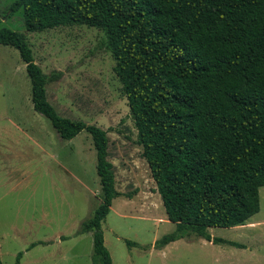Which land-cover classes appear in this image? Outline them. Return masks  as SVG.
<instances>
[{
  "label": "trees",
  "instance_id": "trees-1",
  "mask_svg": "<svg viewBox=\"0 0 264 264\" xmlns=\"http://www.w3.org/2000/svg\"><path fill=\"white\" fill-rule=\"evenodd\" d=\"M20 10L30 33L73 25L104 32L138 144L176 225L154 248L190 234L244 247L212 237L208 229L242 226L260 211L264 0H14L10 14ZM0 45L19 52L34 110L62 139L83 131L92 136L102 198L80 232L93 233V264H114L102 229L121 196L108 159V131L59 115L46 88L63 73L44 74L24 33L0 26Z\"/></svg>",
  "mask_w": 264,
  "mask_h": 264
},
{
  "label": "rangeland",
  "instance_id": "rangeland-1",
  "mask_svg": "<svg viewBox=\"0 0 264 264\" xmlns=\"http://www.w3.org/2000/svg\"><path fill=\"white\" fill-rule=\"evenodd\" d=\"M0 0L1 27L24 33L60 116L108 131L109 161L121 194L102 223L114 264H264V187L260 211L243 226L209 228L212 237L244 247L213 244L196 234L162 249L154 243L173 232L162 198L138 144L116 62L104 32L87 25L43 32L25 29L23 10ZM97 152L83 131L62 139L34 110L32 87L19 52L0 45V258L2 264H93V233L82 223L101 203ZM127 241L138 245L129 247ZM34 245V246H32Z\"/></svg>",
  "mask_w": 264,
  "mask_h": 264
},
{
  "label": "bare ground",
  "instance_id": "bare-ground-1",
  "mask_svg": "<svg viewBox=\"0 0 264 264\" xmlns=\"http://www.w3.org/2000/svg\"><path fill=\"white\" fill-rule=\"evenodd\" d=\"M243 226V225H242Z\"/></svg>",
  "mask_w": 264,
  "mask_h": 264
}]
</instances>
